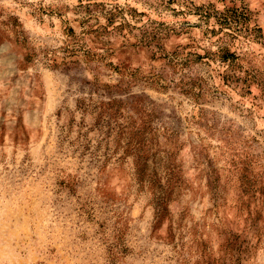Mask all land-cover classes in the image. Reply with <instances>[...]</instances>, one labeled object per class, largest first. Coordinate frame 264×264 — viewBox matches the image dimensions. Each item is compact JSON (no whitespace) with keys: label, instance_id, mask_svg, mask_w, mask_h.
Instances as JSON below:
<instances>
[{"label":"rangeland","instance_id":"obj_1","mask_svg":"<svg viewBox=\"0 0 264 264\" xmlns=\"http://www.w3.org/2000/svg\"><path fill=\"white\" fill-rule=\"evenodd\" d=\"M0 264H264V0H0Z\"/></svg>","mask_w":264,"mask_h":264}]
</instances>
